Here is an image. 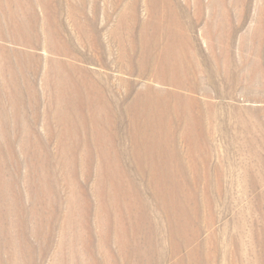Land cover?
Segmentation results:
<instances>
[{
    "label": "rangeland",
    "instance_id": "obj_1",
    "mask_svg": "<svg viewBox=\"0 0 264 264\" xmlns=\"http://www.w3.org/2000/svg\"><path fill=\"white\" fill-rule=\"evenodd\" d=\"M0 264H264V0H0Z\"/></svg>",
    "mask_w": 264,
    "mask_h": 264
}]
</instances>
